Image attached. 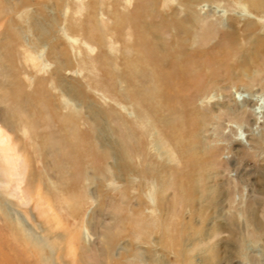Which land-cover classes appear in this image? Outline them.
Here are the masks:
<instances>
[{"label":"rangeland","instance_id":"374dc122","mask_svg":"<svg viewBox=\"0 0 264 264\" xmlns=\"http://www.w3.org/2000/svg\"><path fill=\"white\" fill-rule=\"evenodd\" d=\"M249 3L0 0V264H264Z\"/></svg>","mask_w":264,"mask_h":264},{"label":"bare ground","instance_id":"6f19581e","mask_svg":"<svg viewBox=\"0 0 264 264\" xmlns=\"http://www.w3.org/2000/svg\"><path fill=\"white\" fill-rule=\"evenodd\" d=\"M249 4L251 5V7H253L254 9H256L257 11H259L260 12V14L262 13L263 15H264V0H249ZM250 24V23H249ZM188 25H189V23H188ZM247 27V26H246ZM245 27V28H246ZM248 28H249V25H248ZM247 28V29H248ZM162 29V28H161ZM190 29V28H189ZM185 30V29H184ZM245 30V29H244ZM150 31V30H149ZM183 30H182V28L180 29V34L178 35V36H180L183 32H182ZM229 35H231V34H229ZM183 37V36H182ZM181 37V38H182ZM187 37V36H186ZM192 38V37H191ZM231 38V37H230ZM262 38V37H261ZM188 39H190L189 37H188ZM233 39V38H232ZM260 39V38H259ZM264 39V38H263ZM262 39V40H263ZM261 40V41H262ZM186 41V40H185ZM229 42V41H228ZM264 42V41H263ZM263 44V43H262ZM228 45V44H227ZM237 45V44H236ZM259 46V49H257V50H259V52H261V51H263L264 52V47H260V44H258ZM182 46V45H181ZM230 47V46H229ZM238 47H239V45H238ZM226 48V47H225ZM234 48V47H233ZM233 48H231V50H233ZM241 48V47H240ZM166 51H167V49H166ZM245 65V64H244ZM130 70V69H129ZM139 81V80H138ZM137 82V81H136ZM141 87H142V85H141ZM30 117V116H29ZM32 118V117H31ZM70 122H67V124H69ZM70 126H72L71 124H70ZM5 133L4 132H2V130H1V127H0V142H2V143H5L6 142V140H7V138H6V136L4 135ZM5 145V144H4ZM1 146V145H0ZM7 146V145H6ZM3 148L4 149H6L7 147H4L3 146ZM30 174V173H29ZM31 175V174H30ZM29 175V176H30ZM32 177V175L30 176V178ZM40 181H42L41 179H40ZM22 183V182H21ZM38 183V182H37ZM41 183V182H40ZM33 184V183H32ZM44 184V183H43ZM19 185V184H18ZM35 185V184H34ZM41 185V184H40ZM21 189V188H20ZM19 189V190H20ZM27 190V189H26ZM42 191V190H41ZM40 192V190H39V185L38 184H36V195H38L39 197V199H41V200H46V203H48V205H49V207L53 210L52 211V213H54V214H56L55 216H56V219L57 220H59V222L61 221V216L59 215V212H57L51 205H52V202H51V199H49V196L47 195H44V193L45 192H43V193H39ZM35 193V192H34ZM47 194V193H46ZM33 195H35V194H33ZM33 197V196H32ZM72 199H74V198H72ZM75 200V199H74ZM37 202V201H36ZM66 202V201H65ZM78 202V201H77ZM11 203V202H10ZM74 205V204H73ZM70 208V207H69ZM71 210V209H70ZM72 211V210H71ZM73 213V212H72ZM5 214V213H4ZM1 217V216H0ZM52 217V216H51ZM54 218V217H53ZM125 218V217H124ZM130 218V217H129ZM4 219H5V217H4ZM56 219L54 218V220L56 221ZM126 222V221H125ZM117 223V222H116ZM13 224V223H12ZM130 224V223H129ZM114 225V224H113ZM20 227H18L17 229H14L15 227H12V226H9V228H10V232L12 233V235L14 236V238L15 239H19L20 241H22L24 244H22V246L23 247H27L28 249H30L32 252H33V254L34 253H36V254H42V250L41 249H39V247L37 246V244H39V241H37V244L35 243V239L33 238V236H32V233L31 234H27L26 232H27V228L25 229V225H19ZM21 228V229H20ZM76 229H77V227H76ZM75 229V230H76ZM110 229V228H109ZM21 231H24L25 232V234H26V237H21V236H18V235H20L18 232H21ZM73 232V231H72ZM67 233H69V232H67ZM75 234V233H74ZM76 234H77V231H76ZM75 234V235H76ZM68 235H70V234H67V237L68 238H66L65 237V239L67 240V241H70V238H69V236ZM49 236V235H48ZM47 235H46V238L48 239V240H50V244H49V249H54L55 248V251H58V250H60V246L59 245H57V244H55V242H57V240H60L61 241V234L59 235V237H57V234H56V236L55 235H53V237H48ZM51 236H52V234H51ZM64 236H66V235H64ZM74 236V235H73ZM72 236V237H73ZM107 236V235H106ZM70 237H71V235H70ZM71 237V238H72ZM74 238V237H73ZM72 238V239H73ZM63 239V238H62ZM110 239V238H109ZM34 240V241H33ZM46 240V239H45ZM73 240H75V239H73ZM72 240V241H73ZM81 240V239H80ZM75 241H77V240H75ZM105 241V240H104ZM17 242V241H16ZM21 242V243H22ZM64 243H65V241H64ZM68 243V242H67ZM53 244V245H52ZM69 245V244H68ZM74 245V244H73ZM110 245V244H109ZM109 245H104L105 246V250H106V252H108L107 250H111L110 248H112L111 247V245L109 246ZM32 254V255H33ZM108 261L110 260V258H109V255H107V258H106ZM51 260V259H50ZM45 262V261H44ZM51 263H53V261L51 260Z\"/></svg>","mask_w":264,"mask_h":264}]
</instances>
